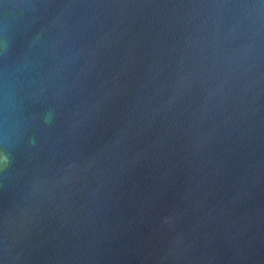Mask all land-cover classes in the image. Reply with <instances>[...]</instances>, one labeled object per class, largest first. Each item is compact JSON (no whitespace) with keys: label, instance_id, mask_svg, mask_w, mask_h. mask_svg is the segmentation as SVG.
Instances as JSON below:
<instances>
[{"label":"water","instance_id":"1","mask_svg":"<svg viewBox=\"0 0 264 264\" xmlns=\"http://www.w3.org/2000/svg\"><path fill=\"white\" fill-rule=\"evenodd\" d=\"M0 264H264V0H0Z\"/></svg>","mask_w":264,"mask_h":264}]
</instances>
